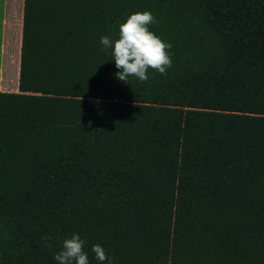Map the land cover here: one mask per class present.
<instances>
[{
	"label": "trees",
	"instance_id": "1",
	"mask_svg": "<svg viewBox=\"0 0 264 264\" xmlns=\"http://www.w3.org/2000/svg\"><path fill=\"white\" fill-rule=\"evenodd\" d=\"M0 264H264V0H23Z\"/></svg>",
	"mask_w": 264,
	"mask_h": 264
},
{
	"label": "rangeland",
	"instance_id": "2",
	"mask_svg": "<svg viewBox=\"0 0 264 264\" xmlns=\"http://www.w3.org/2000/svg\"><path fill=\"white\" fill-rule=\"evenodd\" d=\"M6 9H7L6 11H9V13L12 14V20H13L12 27L14 28L12 31L10 29L9 31L3 32V36H2L3 46L1 48L0 57L2 56L6 69H8V71L11 72L14 71V67L18 56V43H19L20 34H19L17 22L22 10V0H6ZM0 17H1V7H0ZM11 45L13 46L14 49L12 56H10ZM3 84H4V80L0 79L1 89H3L2 87Z\"/></svg>",
	"mask_w": 264,
	"mask_h": 264
},
{
	"label": "crops",
	"instance_id": "3",
	"mask_svg": "<svg viewBox=\"0 0 264 264\" xmlns=\"http://www.w3.org/2000/svg\"><path fill=\"white\" fill-rule=\"evenodd\" d=\"M23 3V0H22ZM0 7H1V17H0V53L1 48L3 46V32L9 31L12 28L13 20H12V14L9 13V11H6V0H0ZM7 12V14H6ZM21 21H22V10L20 17L18 19V30H19V36L21 38ZM11 27V28H10ZM20 38L18 43V56L16 60V64L14 67V71L9 72L8 69H6V66L4 65V61L2 56L0 57V79L4 80V84L2 85L3 89L0 88V92H17V80H18V71H19V51H20ZM5 88V89H4Z\"/></svg>",
	"mask_w": 264,
	"mask_h": 264
}]
</instances>
